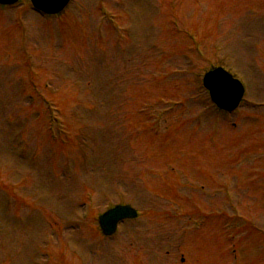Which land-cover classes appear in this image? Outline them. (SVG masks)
<instances>
[{
    "label": "rangeland",
    "instance_id": "374dc122",
    "mask_svg": "<svg viewBox=\"0 0 264 264\" xmlns=\"http://www.w3.org/2000/svg\"><path fill=\"white\" fill-rule=\"evenodd\" d=\"M118 204L138 217L105 238ZM0 264H264V0L0 6Z\"/></svg>",
    "mask_w": 264,
    "mask_h": 264
},
{
    "label": "water",
    "instance_id": "95a60500",
    "mask_svg": "<svg viewBox=\"0 0 264 264\" xmlns=\"http://www.w3.org/2000/svg\"><path fill=\"white\" fill-rule=\"evenodd\" d=\"M16 0H0L2 4H11ZM33 6L46 14H54L62 10L64 5L68 2V0H31ZM224 75V79L230 81V89L231 94H233L234 103L236 104L240 100L241 92L239 86L232 82L228 76ZM213 93L215 95L220 94V89L213 88ZM135 217V213L129 208H115L111 211H108L104 216H102L99 220L100 226L105 235H111L115 224L126 218Z\"/></svg>",
    "mask_w": 264,
    "mask_h": 264
}]
</instances>
